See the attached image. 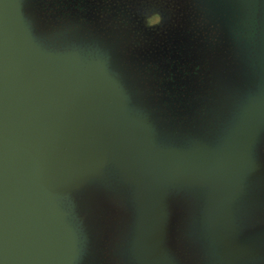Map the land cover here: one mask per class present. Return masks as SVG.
<instances>
[{"label": "water", "instance_id": "obj_1", "mask_svg": "<svg viewBox=\"0 0 264 264\" xmlns=\"http://www.w3.org/2000/svg\"><path fill=\"white\" fill-rule=\"evenodd\" d=\"M118 2L0 0V264H264V0H216L213 37ZM166 36L207 67L172 101Z\"/></svg>", "mask_w": 264, "mask_h": 264}, {"label": "flooded vegetation", "instance_id": "obj_2", "mask_svg": "<svg viewBox=\"0 0 264 264\" xmlns=\"http://www.w3.org/2000/svg\"><path fill=\"white\" fill-rule=\"evenodd\" d=\"M75 2L77 4L76 7H79L82 10H86L87 7L91 6L90 0H75L74 3ZM102 2L104 3V5L101 6L103 10L114 11L113 19H115L118 24H127L132 21L131 16L127 17L126 13L124 12L126 10V6H124V9L123 6L119 8V6L116 7L114 5L105 4L107 0H102ZM215 2L216 0H188L187 3H183V5H181V1H177L173 12L179 11L180 14H183V11L184 14L186 12V17L189 19L200 21L201 26H203V31L206 30V23L208 21L209 27L211 29L210 37H213L216 35V31L213 30V28H215L213 25V23H215V11L212 8ZM173 17L177 18V16L174 15ZM253 28L254 26H251L250 22H243L239 30L236 32V35L249 39L254 35ZM210 31L207 33L208 35L210 34ZM165 33L172 34V36L174 34V32L171 33L168 31H165ZM135 43H138V41ZM169 44L170 40H168L166 36L164 45L167 52H165L162 58L165 66L164 71L162 72V78L159 79V83H164L165 85H168L169 83L172 84L174 87L173 90L169 91L166 89L169 100L172 101L181 94L178 88L181 89L186 86L185 76L189 77L191 74H197L198 72L206 70L207 67L205 66V60H201L200 58H191L190 53L192 52H190V48L193 50L194 46L187 47L185 43H182L181 46L179 45L175 48L169 49ZM210 49L211 51H214L213 47H210ZM211 59L212 57L208 61ZM157 68L158 66L156 64H154L152 67V69Z\"/></svg>", "mask_w": 264, "mask_h": 264}, {"label": "trees", "instance_id": "obj_3", "mask_svg": "<svg viewBox=\"0 0 264 264\" xmlns=\"http://www.w3.org/2000/svg\"><path fill=\"white\" fill-rule=\"evenodd\" d=\"M44 1V8L47 9V13H55L57 14L56 18L60 19H66L67 16L69 15L68 10L72 9L73 7H75V3L74 0H70V2L65 3L66 0H62L61 4L59 6L54 5L55 0H43ZM123 8L125 9V7L123 6ZM126 11V10H125ZM127 17L128 14H126ZM183 120V119H181Z\"/></svg>", "mask_w": 264, "mask_h": 264}, {"label": "rangeland", "instance_id": "obj_4", "mask_svg": "<svg viewBox=\"0 0 264 264\" xmlns=\"http://www.w3.org/2000/svg\"><path fill=\"white\" fill-rule=\"evenodd\" d=\"M75 1V0H74ZM100 1H102V0H100ZM168 1H180V0H168ZM61 2H62V0H55V2H54V5H56V6H59L60 4H61ZM68 2H70V0H66V2L65 3H67L68 4ZM90 2H91V0H90ZM94 2H96V1H94ZM90 4V3H89ZM92 5V4H91ZM77 6V4H76V2H75V7H73L72 9H70V10H68V14H70V13H72V10L73 9H77L78 11H84V10H82V9H80L79 7H76ZM117 6H119V8L121 7V6H126V4L125 3H116V7ZM77 11V12H78ZM126 14H128V16H130V14L128 13V12H126V11H124ZM76 13V12H75ZM151 22H153V23H155V22H157V18L156 17H154L153 16V18L151 19Z\"/></svg>", "mask_w": 264, "mask_h": 264}]
</instances>
